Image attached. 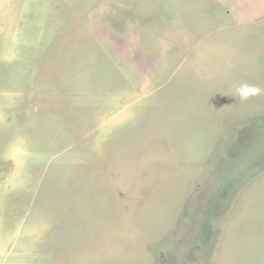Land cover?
Returning <instances> with one entry per match:
<instances>
[{
    "label": "rangeland",
    "instance_id": "obj_1",
    "mask_svg": "<svg viewBox=\"0 0 264 264\" xmlns=\"http://www.w3.org/2000/svg\"><path fill=\"white\" fill-rule=\"evenodd\" d=\"M0 264H264V0H0Z\"/></svg>",
    "mask_w": 264,
    "mask_h": 264
}]
</instances>
